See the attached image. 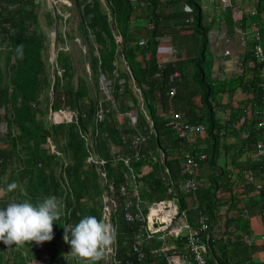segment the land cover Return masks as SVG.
I'll return each mask as SVG.
<instances>
[{"label": "trees", "instance_id": "obj_1", "mask_svg": "<svg viewBox=\"0 0 264 264\" xmlns=\"http://www.w3.org/2000/svg\"><path fill=\"white\" fill-rule=\"evenodd\" d=\"M201 1L57 0L48 9L44 0H0V209L56 196L65 212L53 224V239L41 243L39 252L34 242L21 248L0 242V264H32L40 256L56 264L66 245L63 228L89 215L115 230L110 253L98 264H168L173 251L183 249L186 233L151 234L145 221L126 222L122 186L134 212L145 219L149 207L162 201L176 202V221L185 214L192 229L198 228L199 215H206L209 264H256L254 256L264 251V244L248 245L251 231L242 213L259 209L264 225V162L253 155L264 136V128H256L264 115L262 68L252 47L239 76H213L205 58L209 29ZM263 2L258 0L256 7ZM218 10L228 16L231 31L239 10ZM50 30L56 40L54 66L48 55ZM164 38L169 39V60H161ZM74 39L77 55L68 48ZM236 92L247 98L231 107L223 123L216 107L224 95ZM60 110L71 114V120L54 123L50 113ZM173 115L198 129L179 137L170 125ZM229 128L237 145L222 144ZM201 133L209 143L202 145ZM134 137L141 138L138 160L129 149ZM192 143L199 145L192 149ZM221 147L229 149L225 166L238 175L251 172L262 183L261 190L252 188L255 204L241 205L234 215L230 211L224 227L222 207L229 205L233 212L239 202L233 193L236 181L227 167L215 163ZM188 153L205 155L202 163L208 160L213 168L203 182L199 165L194 190L183 188L190 180L182 169ZM247 153L251 155L242 158ZM13 183L16 188L7 191ZM141 233L135 253L132 243ZM165 248L170 250L162 252Z\"/></svg>", "mask_w": 264, "mask_h": 264}, {"label": "crops", "instance_id": "obj_2", "mask_svg": "<svg viewBox=\"0 0 264 264\" xmlns=\"http://www.w3.org/2000/svg\"><path fill=\"white\" fill-rule=\"evenodd\" d=\"M234 5L238 7L235 15V22L234 27L231 28V31L228 30L226 22L229 21L228 16L225 14H221V12L218 10V2L217 0H202L201 1V7L203 9V16H204V23L206 26H208V48L205 55V58L208 59L207 61H210V64L212 66V72L213 76L218 79H225L229 80L231 78H235L239 76V74L242 72L241 69L242 64H244V59L249 52L251 51V48L254 43V34L257 30L259 33V36L261 38L260 42L264 51V2L262 4H259V8L256 7L258 0H232ZM255 8L257 10H255ZM232 16V14L230 13ZM216 19L218 21H216ZM233 21V16L231 18ZM164 40V41H163ZM169 39H162V42L160 43V54H161V60H169V48L170 45L168 43ZM249 64V63H246ZM261 76L264 79V69H262ZM247 96L242 94L241 92H236L229 97L228 95H224L222 99H220V103L216 107V117L222 121L223 123L229 119V114L231 113V107H237L239 103H242L246 100ZM248 110V109H247ZM245 109L244 114L247 111ZM247 116L250 117L251 114L249 111H247ZM243 120V119H241ZM203 132V131H202ZM201 140H203L202 145L209 143L207 141V135H204L201 133ZM238 138L234 136V133L229 128L228 133L225 134L224 141H222V144L225 143V145H237ZM199 143H196L194 146V143L190 144L189 147L192 149L196 146H198ZM229 149H225L221 147L218 150V156L216 157V164L218 166L224 167L225 163L227 161L226 153ZM186 155H189L186 154ZM251 154H245L242 158H247ZM229 157V156H228ZM241 158V159H242ZM207 159V158H206ZM205 159V160H206ZM204 160V161H205ZM208 163V160L206 161ZM202 163L201 170H199L200 174V181H205L208 179V175L213 171L211 167L208 166L207 163ZM200 165V166H201ZM227 167L228 174L233 178L236 182L234 183V196L238 198V205L235 207V209L230 210L229 205H224L222 207L219 216L223 217L222 226L224 227V217H230L227 214L230 213L234 215L236 211V208L240 209L241 205L250 206L251 203H254V196L257 195V192H255L253 189V185L247 184L245 177L242 175H238V170H234L231 168V166H225ZM256 181H258L256 179ZM261 183V182H258ZM249 185L248 189L252 190H246V187L244 185ZM256 199L257 198L255 197ZM170 204H174L175 207L178 209L176 202L174 201H168ZM255 204V203H254ZM233 205V204H232ZM262 208V205L261 207ZM236 210V211H235ZM248 213V219H244V216L246 215V212L242 213L243 222H248V225L250 226V234L247 236V241H249L251 244L256 245H263L264 244V225L262 218H260L261 211L258 209H254V213ZM204 215V214H200ZM199 215V216H200ZM184 220L186 221V215L183 214ZM206 216V215H204ZM207 217V216H206ZM208 218V217H207ZM184 222L182 221V224L179 222L177 225L182 226ZM188 226H190L188 224ZM186 229H183L181 233H184ZM65 249L61 253H59V257L56 259V264H80V261H77L74 259L69 253L71 251V246L66 243ZM36 250V249H35ZM37 251V250H36ZM39 252V251H38ZM261 255V256H259ZM258 258L254 260L256 264H261L264 261V251H261L258 253Z\"/></svg>", "mask_w": 264, "mask_h": 264}, {"label": "built area", "instance_id": "obj_3", "mask_svg": "<svg viewBox=\"0 0 264 264\" xmlns=\"http://www.w3.org/2000/svg\"><path fill=\"white\" fill-rule=\"evenodd\" d=\"M218 2H219V9L221 11H225L228 8H232L236 10L238 9V7L234 5L232 0H218ZM254 38H255V43L252 46L253 47L252 56L253 59L258 63V65L261 66L262 69H264V51L261 45L258 43L260 37L257 30L255 31ZM0 53H1V48H0ZM171 57L174 59L175 55L172 54ZM55 58L56 55H52L51 61L55 62ZM61 73L62 71L59 70L58 74L61 75ZM263 91H264V85H263ZM50 114L52 115L51 119L54 121V123L71 120V114H68V112L62 110L55 111ZM129 118L133 123L132 118L130 116ZM169 119H170V125L178 134V136L181 138H187L188 136L192 135L196 129H198L192 126H184L181 122H179L180 116L173 115L171 118L169 117ZM256 128L257 129L264 128V115H262L261 120L257 122ZM246 136L247 135H245V137ZM140 143H141L140 137H134L129 143V149L132 151L134 160H138L140 158V151H139ZM114 153L115 150H113V154ZM253 155L257 159L264 162V136L255 145V150ZM205 159H206L205 155H199L197 157L187 155L185 157V160L182 164V169H184V171L190 177V180L186 184H184L183 188H185L186 190H194L196 188L197 181L194 178V172L198 171L199 165ZM125 163H127V161H125ZM245 176H246L245 180L247 184L253 185L256 191L262 189V183H258L259 181H256L254 175L251 172H248L247 174H245ZM108 191L112 198L115 192V188L112 183L108 184ZM126 192H127L126 188L122 186L121 195L125 196L123 202V215L126 222L142 224L145 221L144 229L151 234L158 232H167L169 235L176 236L180 234L183 229H186L185 233L187 235V238L183 249L173 251L172 256H170L168 259V264H209L207 260L209 247L206 238L204 240V236L206 235L208 230V225H207L208 218L206 216L200 215L198 217V228L192 229L183 219L184 216H182L178 221H176L178 209L175 207L174 204H170L168 201H162V202L154 203L152 206L149 207L148 214L145 219L140 212H134V207H133L134 203L128 196H126ZM261 205L263 206V212H264V197L262 198ZM244 219L246 220L248 219L247 214L244 216ZM182 221L184 222V224L182 226H178L177 224L179 222L182 224ZM142 238H143V233L135 236L132 243L133 252L137 253L139 251ZM248 245H251L249 241H248ZM8 248L11 247L8 246ZM42 249L43 246L41 244L36 246L37 251H41ZM169 250L170 249L165 248L162 250V252ZM32 264H49V263L45 256H40Z\"/></svg>", "mask_w": 264, "mask_h": 264}, {"label": "clouds", "instance_id": "obj_4", "mask_svg": "<svg viewBox=\"0 0 264 264\" xmlns=\"http://www.w3.org/2000/svg\"><path fill=\"white\" fill-rule=\"evenodd\" d=\"M16 188L13 183L7 191ZM65 215L64 204L56 196L42 201L12 202L0 209V242L5 246L23 247L53 239V224ZM63 240L71 246L70 255L85 264H98L115 241L112 225L96 216H85L74 226L66 225ZM70 233V236H69Z\"/></svg>", "mask_w": 264, "mask_h": 264}, {"label": "rangeland", "instance_id": "obj_5", "mask_svg": "<svg viewBox=\"0 0 264 264\" xmlns=\"http://www.w3.org/2000/svg\"><path fill=\"white\" fill-rule=\"evenodd\" d=\"M44 1H46L48 9H52L53 6L55 5V3L57 2V0H44ZM71 42H72V44H69L68 48H69L70 52H72L74 55H77V49L75 48V46L78 45V40L74 39ZM48 50H49V52H48L49 53L48 54L49 55V61L54 66V63H53L54 61L52 62L51 58H52V55H56V40H55V32L52 31V30H50V40H49ZM109 251H110V248H109V250L106 253L108 254ZM256 255H258V253L255 254L254 260H256L258 258V256H256ZM259 256H261V255H259ZM80 264H85V263L84 262H80Z\"/></svg>", "mask_w": 264, "mask_h": 264}]
</instances>
